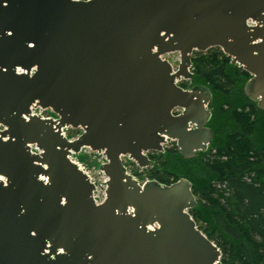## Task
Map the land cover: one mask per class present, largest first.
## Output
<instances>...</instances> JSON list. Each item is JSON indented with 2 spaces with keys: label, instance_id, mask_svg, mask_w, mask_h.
Segmentation results:
<instances>
[{
  "label": "water",
  "instance_id": "1",
  "mask_svg": "<svg viewBox=\"0 0 264 264\" xmlns=\"http://www.w3.org/2000/svg\"><path fill=\"white\" fill-rule=\"evenodd\" d=\"M213 47L264 111V0H0V264H221L188 213L191 184L139 185L122 163L151 168L166 140L183 159L206 151L211 93L176 81ZM63 127L82 133L68 141ZM84 148L106 159L101 204L67 158Z\"/></svg>",
  "mask_w": 264,
  "mask_h": 264
},
{
  "label": "trees",
  "instance_id": "2",
  "mask_svg": "<svg viewBox=\"0 0 264 264\" xmlns=\"http://www.w3.org/2000/svg\"><path fill=\"white\" fill-rule=\"evenodd\" d=\"M191 64L190 85L211 93L207 152L183 159L173 145L148 153L153 166L133 173L161 185L186 179L196 199L188 213L221 264H264V111L244 94L250 75L219 48L195 52Z\"/></svg>",
  "mask_w": 264,
  "mask_h": 264
},
{
  "label": "rangeland",
  "instance_id": "3",
  "mask_svg": "<svg viewBox=\"0 0 264 264\" xmlns=\"http://www.w3.org/2000/svg\"><path fill=\"white\" fill-rule=\"evenodd\" d=\"M164 59H166L173 66V68L177 67V63H178L177 53L167 54L164 56ZM49 114L51 116L56 117V115L52 112H49ZM69 132H68L69 136L72 135L73 133H80V131H77V130H74V132L70 130ZM167 147H170V146L166 144L164 148H167ZM75 157L84 166V168L89 173L91 178L94 180L96 185L99 186L100 189H103L104 182H106L107 178L104 176V174L100 170V166L103 164V161L100 159V157L89 152L87 149H82L78 153V155ZM122 162L127 169V173L132 175L133 178L139 180V178L136 177L133 173V169L135 170V167H133L132 161H129L127 157H122Z\"/></svg>",
  "mask_w": 264,
  "mask_h": 264
},
{
  "label": "built area",
  "instance_id": "4",
  "mask_svg": "<svg viewBox=\"0 0 264 264\" xmlns=\"http://www.w3.org/2000/svg\"><path fill=\"white\" fill-rule=\"evenodd\" d=\"M247 25H253V23L251 21H247ZM32 72V71H31ZM30 115L31 116H38L40 118H43V119H52L53 121H56V118L51 116L48 111L46 110H43L39 107H37L36 105H31L30 107ZM68 129L69 128H61L60 129V133L63 137H65L68 141H72L75 139V137H69L67 135V132H68ZM3 130V127L0 125V131ZM29 146V150L32 154H39L40 153V150L36 147V145H28ZM89 152H91L89 149H87ZM92 153V152H91ZM96 156L100 157V159L102 161H104V156L101 154V153H94ZM76 155L74 153H72L70 151L69 155H68V159L73 162L74 164H76L78 166L79 169H81L83 172H85L87 174V176L89 177L90 181L94 183L95 185V190L93 191L92 193V198L95 202V204H101L103 201H104V198H105V193H104V190H105V182H104V188L103 189H100L99 186L96 185V183L94 182V180L91 178V176L89 175V173L86 171V169L84 168V166L82 164H80L78 162V160L76 159L75 157ZM40 180H42L43 182H46L45 178L44 177H40Z\"/></svg>",
  "mask_w": 264,
  "mask_h": 264
},
{
  "label": "flooded vegetation",
  "instance_id": "5",
  "mask_svg": "<svg viewBox=\"0 0 264 264\" xmlns=\"http://www.w3.org/2000/svg\"><path fill=\"white\" fill-rule=\"evenodd\" d=\"M218 48V47H217ZM220 49V48H219ZM221 51V50H220ZM196 51H194L192 54H191V58H192V56H193V54L195 53ZM204 52H206V51H204ZM203 52V53H204ZM222 52V51H221ZM223 53V52H222ZM178 54V53H177ZM223 55H225L224 53H223ZM225 56H227V55H225ZM227 57H229V56H227ZM230 58V57H229ZM178 63H179V54H178ZM178 63H177V66H178ZM230 63H231V59H230ZM231 65H235V66H237V68H240V69H242L240 66H238V65H236V64H232L231 63ZM191 66H192V64H191ZM173 67V66H172ZM177 68V67H176ZM176 68H173V70H176ZM243 70V69H242ZM244 71V70H243ZM191 72V71H190ZM190 80L191 79H186V80H184V79H179L178 81H177V85L181 88V89H183V90H190L191 88H193V87H195V86H201V85H195V84H192V85H190ZM210 103V102H209ZM209 105V104H208ZM208 105L206 106V109L207 110H209V112H210V118H211V111H210V109H209V107H208ZM183 112V110L182 109H180V108H175V109H173V111H172V114L173 115H175V116H177V115H180L181 113ZM210 118H209V120H210ZM209 120L207 121V123L204 125L206 128H208V129H210L209 127H208V122H209ZM189 128H193V126L192 125H190L189 126ZM211 130V129H210ZM212 132V131H211ZM166 144H168L169 146H176V142H174V141H171V140H166ZM210 145V144H209ZM209 145L207 146V149H206V151L204 152V153H206L207 152V150H208V147H209ZM164 148V147H163ZM164 150H165V148H164ZM164 152V151H163ZM163 152H148L149 154H153V153H163ZM198 153H201L200 151H198V152H196L195 154H194V156H196ZM203 153V152H202ZM148 156V155H147ZM129 160V159H128ZM130 161V160H129ZM133 163V162H132ZM133 167H135V170H136V172H137V174H139V173H141V172H143V169H140V168H138L134 163H133ZM136 177H138V176H136ZM139 181H141L142 182V180H140V178H139ZM143 181H150L149 179H145V180H143ZM144 183V182H143Z\"/></svg>",
  "mask_w": 264,
  "mask_h": 264
},
{
  "label": "bare ground",
  "instance_id": "6",
  "mask_svg": "<svg viewBox=\"0 0 264 264\" xmlns=\"http://www.w3.org/2000/svg\"><path fill=\"white\" fill-rule=\"evenodd\" d=\"M47 250H45V254H46Z\"/></svg>",
  "mask_w": 264,
  "mask_h": 264
}]
</instances>
